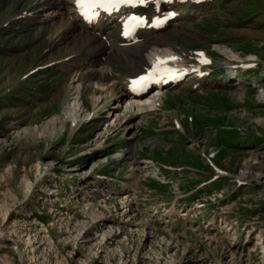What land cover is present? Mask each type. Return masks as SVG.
I'll list each match as a JSON object with an SVG mask.
<instances>
[{
  "label": "rangeland",
  "instance_id": "rangeland-1",
  "mask_svg": "<svg viewBox=\"0 0 264 264\" xmlns=\"http://www.w3.org/2000/svg\"><path fill=\"white\" fill-rule=\"evenodd\" d=\"M36 2L0 0V264H264V0H205L138 54L115 42V92L153 50L211 59L129 120Z\"/></svg>",
  "mask_w": 264,
  "mask_h": 264
},
{
  "label": "bare ground",
  "instance_id": "bare-ground-1",
  "mask_svg": "<svg viewBox=\"0 0 264 264\" xmlns=\"http://www.w3.org/2000/svg\"><path fill=\"white\" fill-rule=\"evenodd\" d=\"M75 1L76 0H37V2L34 4V6L36 8H39V10H41V11L46 10L47 11L46 13H48V14H53V11L56 9L63 10V15L70 16L71 20L73 21V24H70V26H69L70 35L74 36V38L78 40L80 45L87 44L90 46L89 52H91V53H90L88 60L84 63L83 66L82 65H79V66L80 67L82 66V68H88L92 73L91 75H93L97 79L94 83L97 85V90H95V91L97 92L96 94H98L97 98L95 99V102L98 103L99 100H102V102H104V104H107L108 101L112 100L117 105L119 103H125L130 108L129 113L125 114V116H124L127 120H129L128 117H130L132 115L131 112L138 111L137 109L140 110L143 107L144 108L145 107L152 108L156 105H159L157 103L161 99V95L164 92H166V89H167L166 87L164 89L156 90L155 94L152 96H149V97H147V96L146 97H132V96H130V94L128 92L129 82L133 77L137 76L139 73L135 74L133 76L129 75L126 79V87L123 88L122 91L115 92V89L112 86L113 80H111L109 78L111 76L110 75L111 67L109 65L108 60H109V58L112 57L110 55L111 42H117V41H119L120 43L125 42L120 37L121 30L119 29L117 19H116V17L109 15V16L104 17L102 20H100V18H99L98 21L91 22V23H85L81 20V16L77 12L78 9L75 6ZM181 4H183V3H181ZM32 10L30 9L29 13H31ZM127 13H129V12H127ZM166 27H167V25L164 27L163 30L156 32L157 35H156L155 39L159 40V42L160 41L166 42V40L163 39V37H162L163 35H161V33H163L167 29ZM153 34H155V32H153L151 30H146V29H143L141 31H137L138 38H141L142 40L150 39V37ZM130 41H131L130 39L126 40V43H129ZM130 45H132V46H130ZM126 49H130L132 52H135L138 54V53L142 52L141 50L144 49V46L137 45V44H129L128 46H126ZM223 52L225 54H228V55L231 54L232 57H237L235 55H232V53H230V51H227L225 49L223 50ZM171 54H173V53H171L170 50H168V48L165 50V52H162V50H161L160 54L153 50V52L150 54L147 62H149L148 64H151V63L155 62L156 60L161 59L162 57L169 56ZM91 57H92V61H90ZM238 58L239 57H237V59ZM148 64L143 65V67L144 68L149 67ZM171 65L173 67H175L178 71H180L181 69H185L186 71L190 72L191 77H193L195 75L197 76L198 75L197 72L200 70V67H201L200 64H198V65L195 64V66L194 65L186 66L181 58H178L175 62H172ZM77 72H79V71H77ZM174 74H176V73H172L171 75H174ZM164 79H165V77H164ZM252 82H254V81H252ZM79 86H81V85L78 84L74 88L75 89V92H74L75 95L73 96V102L70 103L71 106H74L75 102L78 100V95L80 94V89H79L80 87ZM175 87H177V85H171V88L170 87L169 88L172 90ZM113 108H115V107H113ZM111 111H113L112 113H116V109H112ZM94 114H95L94 111H93V113H90L91 116ZM116 155H119V154H116ZM126 184L127 183H125V185ZM126 198H128V197L125 196L124 199H126ZM166 212L167 213H164L166 216H168L170 214L172 215L174 213V209L173 208L167 209ZM211 222H212V220H211V218H209L208 223H211ZM257 240H259V242H260L261 239H257Z\"/></svg>",
  "mask_w": 264,
  "mask_h": 264
},
{
  "label": "snow or ice",
  "instance_id": "snow-or-ice-1",
  "mask_svg": "<svg viewBox=\"0 0 264 264\" xmlns=\"http://www.w3.org/2000/svg\"><path fill=\"white\" fill-rule=\"evenodd\" d=\"M132 0H77L78 6L87 14L96 8H105L110 10L116 7L119 3H130ZM139 3H144L145 0H138ZM136 19V18H134ZM142 80L145 78H141ZM138 83V82H134Z\"/></svg>",
  "mask_w": 264,
  "mask_h": 264
}]
</instances>
